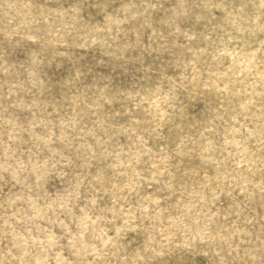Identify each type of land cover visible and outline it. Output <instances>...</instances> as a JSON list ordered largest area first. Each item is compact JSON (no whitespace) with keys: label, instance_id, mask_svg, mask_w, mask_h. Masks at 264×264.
Masks as SVG:
<instances>
[{"label":"rangeland","instance_id":"obj_1","mask_svg":"<svg viewBox=\"0 0 264 264\" xmlns=\"http://www.w3.org/2000/svg\"><path fill=\"white\" fill-rule=\"evenodd\" d=\"M0 264H264V0H0Z\"/></svg>","mask_w":264,"mask_h":264}]
</instances>
